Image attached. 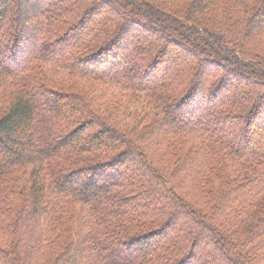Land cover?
Masks as SVG:
<instances>
[{"label": "trees", "instance_id": "16d2710c", "mask_svg": "<svg viewBox=\"0 0 264 264\" xmlns=\"http://www.w3.org/2000/svg\"><path fill=\"white\" fill-rule=\"evenodd\" d=\"M0 264H264V0H0Z\"/></svg>", "mask_w": 264, "mask_h": 264}, {"label": "rangeland", "instance_id": "374dc122", "mask_svg": "<svg viewBox=\"0 0 264 264\" xmlns=\"http://www.w3.org/2000/svg\"><path fill=\"white\" fill-rule=\"evenodd\" d=\"M133 103L132 102H128L127 103V107H126V112H128V114L131 112L130 111V107H132L131 105H132ZM130 115H128V117H129ZM135 117H132L131 119H127V120H125V123L124 124H126L127 126H129V127H133V125H134V122H135ZM103 176V175H102ZM110 175H106V174H104V177H109ZM109 180H111V181H115L116 180V178H115V175L114 176H111V177H109ZM117 257H119V258H122V259H124V260H126V259H131V258H133V252L132 251H130V250H127V251H120V252H118L117 253Z\"/></svg>", "mask_w": 264, "mask_h": 264}]
</instances>
